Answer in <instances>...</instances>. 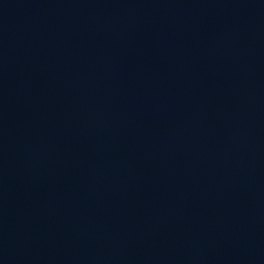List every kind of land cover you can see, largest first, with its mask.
<instances>
[{"label": "water", "instance_id": "obj_1", "mask_svg": "<svg viewBox=\"0 0 264 264\" xmlns=\"http://www.w3.org/2000/svg\"><path fill=\"white\" fill-rule=\"evenodd\" d=\"M0 264H264V0H0Z\"/></svg>", "mask_w": 264, "mask_h": 264}]
</instances>
